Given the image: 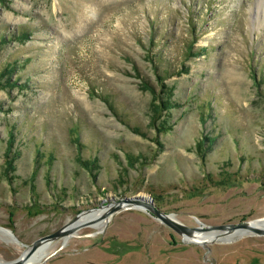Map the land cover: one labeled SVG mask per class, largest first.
Segmentation results:
<instances>
[{
	"label": "rangeland",
	"instance_id": "1",
	"mask_svg": "<svg viewBox=\"0 0 264 264\" xmlns=\"http://www.w3.org/2000/svg\"><path fill=\"white\" fill-rule=\"evenodd\" d=\"M124 198L189 227L264 217V0H0V261ZM195 239L129 208L29 264H264V236Z\"/></svg>",
	"mask_w": 264,
	"mask_h": 264
},
{
	"label": "water",
	"instance_id": "2",
	"mask_svg": "<svg viewBox=\"0 0 264 264\" xmlns=\"http://www.w3.org/2000/svg\"><path fill=\"white\" fill-rule=\"evenodd\" d=\"M100 207L107 208L106 213L102 217H100V219L105 218L106 222H108L109 218L113 214H115L120 210L141 207L145 210V212L157 218L159 221L170 227L172 230L177 232L182 237L186 236L192 231H201V230L219 231L225 229L236 230L240 228H247L250 231V234L264 236V226L254 224V222L260 218L250 221H245L242 223H232V224H223V225H202L201 227H189V226H185L178 220L172 218L173 214L165 213L160 209L156 208L152 202L144 201L143 199L140 198H124L119 201H111L110 203L103 206H99L97 208ZM97 208H90L79 211L70 221L66 222L64 225H62L55 231L37 238L29 245H25L26 246L25 248L28 249V252H26L25 257L22 258L20 254L18 258L11 261H0V264H25L28 258L31 257L35 252H37L46 243L53 242L59 239H67L68 237L74 236L78 230L84 227L93 226V224H95L100 219H94V220L82 221V222H77V221L82 214ZM7 230H9L13 234V232L10 229Z\"/></svg>",
	"mask_w": 264,
	"mask_h": 264
},
{
	"label": "trees",
	"instance_id": "3",
	"mask_svg": "<svg viewBox=\"0 0 264 264\" xmlns=\"http://www.w3.org/2000/svg\"><path fill=\"white\" fill-rule=\"evenodd\" d=\"M190 47L191 46L189 45V50L186 52L187 56L193 55L192 52H190L191 51ZM150 60H151L152 68H153L154 75H155L156 85L151 84V82H149L146 78H144V80L142 82V86L145 89H147L148 91H150V93L153 95V102L151 104L152 105L151 111L153 113H152L151 118H150V120H151L150 126H152L156 131H165L167 129V126L164 123L165 121H163V120L160 121L161 117L159 120H156L155 115L158 113L161 115V112H164V111L168 113L169 110L173 106H175V103L173 102V99H172L173 91H174L173 87L168 86L165 82V80L168 77H170L171 75L167 72V70H165V71L161 70V68H160L161 58H151ZM184 71L185 70H183V72ZM162 73H164V75ZM178 73H179V71H178ZM141 135L144 136V134H141ZM11 145H12V141H10V144L7 147V157L9 155ZM10 159H13V158H10ZM10 159L6 162V166L13 168L12 161ZM82 163L84 164V166H87V168H89V165H88L89 162L88 161L83 160ZM90 165H91V162H90ZM7 171H9V169Z\"/></svg>",
	"mask_w": 264,
	"mask_h": 264
},
{
	"label": "bare ground",
	"instance_id": "4",
	"mask_svg": "<svg viewBox=\"0 0 264 264\" xmlns=\"http://www.w3.org/2000/svg\"><path fill=\"white\" fill-rule=\"evenodd\" d=\"M106 210H107V208L101 212L100 211H91V212L88 211V212L82 214L77 222L100 219V217H102L106 213ZM172 218H173V216H172ZM105 223H106V220L102 219L99 222L95 223V225L96 226H102ZM254 224L264 226V217L256 220L254 222ZM235 232L239 233L240 235H251L250 231L247 228H240V229H236V230H219V231L218 230H201V231H192L191 233L184 236L183 239L185 241H197L195 238H197L198 236H201V235L218 236L221 234L222 235H229L230 233H235ZM0 235L3 237H8L9 239L13 240L11 238L10 233L7 230L1 229V227H0ZM41 248L37 252L42 250ZM26 252H28V249L25 248L21 253L22 258L25 257ZM37 252H35L31 257H29L25 264H29Z\"/></svg>",
	"mask_w": 264,
	"mask_h": 264
}]
</instances>
